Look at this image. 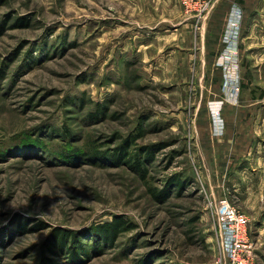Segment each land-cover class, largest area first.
Wrapping results in <instances>:
<instances>
[{"label": "rangeland", "instance_id": "obj_1", "mask_svg": "<svg viewBox=\"0 0 264 264\" xmlns=\"http://www.w3.org/2000/svg\"><path fill=\"white\" fill-rule=\"evenodd\" d=\"M135 1L0 0V264H221L225 192L264 264V109L241 164L208 161L199 69L167 67L166 28L141 50L165 4ZM114 218L130 228L110 238Z\"/></svg>", "mask_w": 264, "mask_h": 264}, {"label": "crops", "instance_id": "obj_2", "mask_svg": "<svg viewBox=\"0 0 264 264\" xmlns=\"http://www.w3.org/2000/svg\"><path fill=\"white\" fill-rule=\"evenodd\" d=\"M135 2L145 4L140 6L145 13L156 12L155 9L159 8L158 4L149 5L151 2L165 4L157 17L141 16V19L156 21L136 25L141 50H152L153 41L157 44L159 35L166 28L172 42L165 47L157 44L155 51L166 49L168 52L174 50L175 45L182 49L181 55L168 60L167 67L186 68L187 73L182 69L184 81L193 77H190L191 67L199 69L197 74L195 70L194 76L198 77L202 98L207 100L208 106L200 107L196 112L195 135L207 160L237 164L244 161L257 138V120L264 109V0H215L204 16L189 13L183 5L180 6L179 0ZM237 10L243 13L241 36L229 44L225 35L232 13ZM160 18L163 20H158ZM193 30L199 35V41L192 47L185 42V36L191 35ZM176 32L183 34V43L175 42ZM234 84H240L239 91H234ZM218 101L223 102L220 111L225 128L222 132L216 130L210 106ZM200 111L206 118H200ZM240 164L236 170H242ZM222 197L231 200L232 193L225 192Z\"/></svg>", "mask_w": 264, "mask_h": 264}, {"label": "built area", "instance_id": "obj_3", "mask_svg": "<svg viewBox=\"0 0 264 264\" xmlns=\"http://www.w3.org/2000/svg\"><path fill=\"white\" fill-rule=\"evenodd\" d=\"M185 9L197 16L206 15L215 0H181ZM243 13L237 10L232 13L225 41H238L241 36V22ZM240 90V84H234V91ZM222 101L212 102L213 117L218 132L225 128V120L221 115ZM217 221L220 229L222 247L224 251L221 264H257L256 246L252 238L250 218L240 210L228 197L220 198L217 206Z\"/></svg>", "mask_w": 264, "mask_h": 264}, {"label": "trees", "instance_id": "obj_4", "mask_svg": "<svg viewBox=\"0 0 264 264\" xmlns=\"http://www.w3.org/2000/svg\"><path fill=\"white\" fill-rule=\"evenodd\" d=\"M98 230L100 231L101 228H103L102 231H104L105 235L107 237H112L114 236L116 233H119L121 231H124V230H127L130 228V225L129 224H125V221L122 220V219H118V218H114L113 220L111 221H108L106 223H103V224H100L97 226ZM101 233V232H100ZM66 234H64L63 232L61 234H59L58 236L55 237V239H52L53 241H51L52 244H55L56 241L60 238H62L63 240L66 239ZM63 240L60 242L59 241V244L60 243H63Z\"/></svg>", "mask_w": 264, "mask_h": 264}]
</instances>
